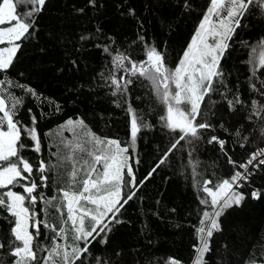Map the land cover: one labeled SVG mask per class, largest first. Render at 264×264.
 <instances>
[{"label":"trees","instance_id":"1","mask_svg":"<svg viewBox=\"0 0 264 264\" xmlns=\"http://www.w3.org/2000/svg\"><path fill=\"white\" fill-rule=\"evenodd\" d=\"M206 2L189 0L191 7L185 9L184 0H94V3L46 0L36 20L37 31L23 43L10 75V79L32 87L41 96L35 99L20 89H12L25 101L19 118L26 124L30 122L28 108L37 116V128L44 145L43 158L52 159L50 150L55 151L52 145L58 142L57 137L50 138L47 133L57 132L58 126L69 118H82L97 134L126 143L130 136V116L126 106L114 104L116 98L110 95V89L101 79V73L106 74L111 67L110 57L102 51L103 47L110 46L140 60L144 44L139 37L143 36L148 45L162 50L168 65L174 67ZM130 10L134 14H130ZM242 24L232 41L228 58L222 63L228 98L239 95L244 104L230 113L227 101L219 93L206 98L204 119L213 127L203 132V138L194 145L181 142L156 169L137 196L122 209L119 218L124 222L115 225L108 244H95L91 248L89 264H95L97 255L108 264H165L170 257L182 264H192L193 245L197 243L194 226L198 225V213L203 208L199 198L204 195L195 186L193 164L199 173L197 180L218 181L234 171L228 156L243 162L250 153L264 147V120L252 115L251 109L253 99L264 103V96L251 88V84L260 88L264 76L257 73L259 79L253 78L250 65L245 63L250 46L264 38V12L252 7ZM82 36L88 39L82 40ZM128 101L153 125L138 136L134 155L140 162L134 164V170L139 183L170 147L173 134L158 121L161 109L147 81L135 80L129 86ZM55 105H59L58 111ZM64 135L70 137L67 132ZM213 135L227 141L228 155L218 144L207 143ZM24 155L33 163L38 159L32 152ZM51 175L56 177V173ZM56 179L57 182L45 190L46 195L51 196L62 182V178ZM253 189L261 190L260 199L251 198ZM240 191L248 198L241 207L234 206L221 217L223 231L214 234L212 251L206 257L209 264H244L250 254L258 255L264 247V166ZM9 239L10 225L0 219V242L7 245ZM0 259L11 264L13 258L8 255L7 247L0 251Z\"/></svg>","mask_w":264,"mask_h":264},{"label":"snow or ice","instance_id":"2","mask_svg":"<svg viewBox=\"0 0 264 264\" xmlns=\"http://www.w3.org/2000/svg\"><path fill=\"white\" fill-rule=\"evenodd\" d=\"M45 5L46 0H0V219L10 225V239L7 245L0 242V251L7 247L8 255L13 258L11 264H89L91 248L95 244H108L115 225L124 222L119 218L122 209L137 196L156 169L181 142L194 145L203 138V132L213 127L204 119L206 98L219 93L227 101L230 113L244 104L239 95L228 98L222 62L228 58L232 41L250 9L257 7L264 12V0H207L174 67L168 65L165 53L148 45L143 36L139 37L144 44L140 60L104 46L102 51L110 57L111 67L106 74L101 73V79L116 98L114 104L126 106L130 116L129 140L124 143L103 137L84 119L69 118L58 126L57 132L47 133L50 138H58L52 145L55 151L50 150L51 160L43 158L37 116L28 108L30 122L26 124L19 118L25 101L12 89H20L35 99H40V94L10 79L17 54L37 31L36 20ZM184 7H191L189 0H184ZM130 14L134 11L130 10ZM250 47L245 63L250 65L251 76L259 79L257 73L264 76V38ZM135 80L147 81L161 109L158 121L173 134L170 147L139 183L134 170V164L140 162L134 155L138 136L153 125L128 101L129 86ZM251 88L264 96V80H260V88L256 84H251ZM55 107L58 111L59 105ZM251 109L252 115L264 120V103L253 99ZM236 136H240L239 131ZM207 143L218 144L228 155L227 141L213 135ZM244 146L240 144L241 148ZM25 152L34 153L38 157L36 163ZM228 163L234 171L218 181L197 180L199 173L193 164L195 186L204 195L199 198L203 208L198 213V225L194 226L197 243L193 245L192 264H209L206 257L212 251L214 234L223 231L221 217L234 206L241 207L248 198L240 189L264 166V148H257L243 162L228 156ZM52 173L62 178V182L48 196L45 190L57 182ZM250 195L258 200L262 192L253 189ZM0 264L5 261L0 259ZM95 264L108 262L97 255ZM165 264L182 262L170 257ZM244 264H264V247L258 255L250 254Z\"/></svg>","mask_w":264,"mask_h":264},{"label":"built area","instance_id":"3","mask_svg":"<svg viewBox=\"0 0 264 264\" xmlns=\"http://www.w3.org/2000/svg\"><path fill=\"white\" fill-rule=\"evenodd\" d=\"M260 148H264V147H260ZM251 170V169H250Z\"/></svg>","mask_w":264,"mask_h":264}]
</instances>
